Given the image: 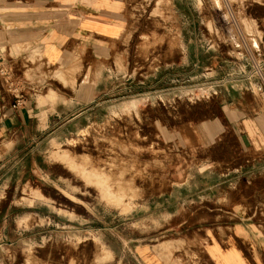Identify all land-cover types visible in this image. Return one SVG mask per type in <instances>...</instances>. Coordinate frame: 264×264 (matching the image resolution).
<instances>
[{
  "label": "rangeland",
  "instance_id": "1",
  "mask_svg": "<svg viewBox=\"0 0 264 264\" xmlns=\"http://www.w3.org/2000/svg\"><path fill=\"white\" fill-rule=\"evenodd\" d=\"M183 1H143L121 73L72 74L74 97L89 78L95 98L2 147L0 258L139 264L146 248L186 249L195 197L172 180L179 164L193 173L196 122L240 99L264 105V0Z\"/></svg>",
  "mask_w": 264,
  "mask_h": 264
},
{
  "label": "crops",
  "instance_id": "2",
  "mask_svg": "<svg viewBox=\"0 0 264 264\" xmlns=\"http://www.w3.org/2000/svg\"><path fill=\"white\" fill-rule=\"evenodd\" d=\"M143 1L0 0V52L25 100L13 108L16 99L0 79V153L7 141L50 127L62 105L95 98L97 85H88L89 78L78 82L74 97L72 74H120L122 59L138 55L129 31ZM57 73L65 75L62 81L54 78ZM51 91L58 100L43 103ZM189 140L197 145L184 150L185 158L193 155V173L186 162L179 164L181 177L172 182L177 180L185 199L195 197L186 216L195 236L187 239L186 249L146 248L136 253V261L264 264V105L240 99L221 106L195 123ZM85 262L74 255L0 258V264Z\"/></svg>",
  "mask_w": 264,
  "mask_h": 264
},
{
  "label": "built area",
  "instance_id": "3",
  "mask_svg": "<svg viewBox=\"0 0 264 264\" xmlns=\"http://www.w3.org/2000/svg\"><path fill=\"white\" fill-rule=\"evenodd\" d=\"M0 79L4 82L6 87L8 88L9 92L13 94L16 101L13 104V108H19L24 105V98L21 92V85L19 81L16 80L12 69L8 65L6 59L0 52Z\"/></svg>",
  "mask_w": 264,
  "mask_h": 264
},
{
  "label": "bare ground",
  "instance_id": "4",
  "mask_svg": "<svg viewBox=\"0 0 264 264\" xmlns=\"http://www.w3.org/2000/svg\"><path fill=\"white\" fill-rule=\"evenodd\" d=\"M216 2H217V0H215ZM78 167V166H77ZM83 172V171H82ZM95 172V171H94ZM93 173V172H92ZM82 174V173H81ZM97 174V173H96ZM92 177V176H91ZM98 178H99V176H98ZM105 178V177H104ZM106 179V178H105Z\"/></svg>",
  "mask_w": 264,
  "mask_h": 264
}]
</instances>
